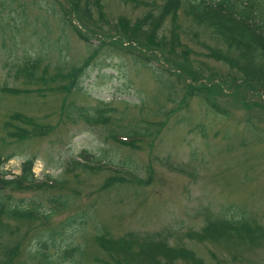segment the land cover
<instances>
[{
	"label": "rangeland",
	"instance_id": "1",
	"mask_svg": "<svg viewBox=\"0 0 264 264\" xmlns=\"http://www.w3.org/2000/svg\"><path fill=\"white\" fill-rule=\"evenodd\" d=\"M51 2L0 0V156L10 157L1 170L6 179H12L20 174L22 162L32 159L30 171L35 183L63 182L61 189L0 192L4 201L20 207L54 210L46 225L38 220L2 218L8 230L0 237V244L9 248L17 243L18 248L5 263L6 251L1 250L0 264H35L39 261L36 240L42 239L48 229L55 230L59 249H80L81 253L74 255L77 264H100L107 258L93 240L98 231L113 238L129 231L167 233L168 245L192 250L202 264H264V241L258 246H242L186 238V232L201 229L206 213L228 218L243 214L249 224L264 225L261 90L237 87L242 75L210 55L208 48L215 47L213 41L191 23L182 3L175 20L178 28L173 32L186 51L179 55L181 48L176 46L175 57L144 45L146 37L142 33L146 27L139 26L137 31L139 19L148 11L154 14L159 1L99 0L97 6L82 0L79 6L90 17L88 24L78 22L67 3L64 6L69 14L63 16L68 28L60 23V10L55 17L46 11ZM71 27L93 45L112 43L116 50L101 49L79 76V93L66 94L58 88H67V81L55 80V73L64 76L91 51ZM155 35L165 47L172 46L168 19ZM36 56L42 59L36 77L43 83L29 84L17 68ZM159 64L170 75H154L152 68ZM182 67L201 80L218 78L213 82L221 88V94L215 102L227 111L226 117L215 115L198 97L185 93ZM196 86L189 83L190 89ZM227 86L231 90H225ZM35 89L39 93H34ZM22 90L32 92L19 93ZM99 102L111 109L103 116L108 117L105 125H90L78 117V109L103 107ZM13 115L31 118L51 129L41 136L15 139L6 135L5 122L17 129L28 127L9 120ZM143 127H149L151 135L133 148L107 138L109 131L131 134L141 132ZM84 153L107 167L85 173L72 164ZM123 162H129L130 167L112 165ZM124 170L141 182L116 183L100 190L103 185L107 187V179L124 174ZM56 194L67 196L61 208L50 201ZM80 211L84 217H76V224L67 228L62 220ZM44 249L46 255L59 254L54 247ZM56 257L65 258L61 264H75L74 257Z\"/></svg>",
	"mask_w": 264,
	"mask_h": 264
},
{
	"label": "trees",
	"instance_id": "2",
	"mask_svg": "<svg viewBox=\"0 0 264 264\" xmlns=\"http://www.w3.org/2000/svg\"><path fill=\"white\" fill-rule=\"evenodd\" d=\"M82 0H52L50 6H48L47 12H50L54 17L58 16L57 11H61L62 19L61 24L63 27L68 28L65 17L69 14L64 4H69L73 13L76 14L78 22L90 23V17L87 13L81 10L79 2ZM84 3L88 2L98 6L99 0H83ZM131 1V0H124ZM159 1L158 7L155 13L146 12L142 19H139L137 25V31L139 26L146 27V31L142 34L145 35L144 45H150L154 48L165 50L167 54L175 55L174 48L180 47L179 55L185 53V48L178 44L177 36L173 32L178 28L176 25L177 13L181 10V3L186 8L185 14L191 20V23L200 28L209 38L213 41L215 47L208 48L210 55L216 59L223 61L225 64L235 68L242 76L239 77V85L247 90H261L264 96V20L262 14H264V0H151V2ZM259 3V5L257 4ZM53 6L58 7L53 9ZM87 12V11H86ZM64 15V16H63ZM168 19L170 24V42L171 47H165L161 38H157L155 33L161 27V24ZM70 27V26H69ZM74 33L79 39L84 41L88 48L91 49L90 53L86 56L83 62L74 68H71L64 76H60L59 73H55V80L64 79L67 81V88H58L60 91H65L66 94L71 92L79 93L80 86L79 76L83 73L90 63V61L98 54V52L105 48L110 50H116V47L111 43H96L87 41L86 38L79 35L77 30L71 27ZM175 31V30H174ZM139 33V31H138ZM81 37V38H80ZM108 41V40H107ZM209 55V56H210ZM39 57H34L23 61L22 65L17 68V72L25 77L29 84L43 83L41 77H36V72L40 66ZM46 66H44L45 68ZM154 75L156 72L161 74L170 75L167 68L156 66L152 68ZM43 72V70H42ZM183 84L185 85V93L191 95V97H198L206 108L215 115L226 117L227 111L221 109L215 102L217 97L221 94V88L215 87L214 79L201 80L199 76L189 73L187 69L183 67L180 70ZM202 77V76H201ZM222 83L221 80H218ZM163 81L161 80V83ZM189 83H197L196 88L190 89ZM191 87V86H190ZM225 90H231V86H227ZM8 89H5L7 91ZM51 90V89H50ZM57 90V89H56ZM39 89L33 90L34 93H39ZM19 91H16L17 93ZM31 90H22L19 93L29 94ZM103 107H94V109L80 110L78 117L85 123L90 125H105L108 122V117H103L104 114L111 111L105 103L99 102ZM90 113V114H89ZM11 121H18L25 128H14L10 122L3 124L6 129V135H12L15 139H25L29 136H41L47 133L51 128L46 125H39L33 119L27 118L21 115H13L9 118ZM8 128H13L15 131H7ZM149 127H143L141 132L129 133H117L108 132L107 138L115 142L116 144L128 148H133L134 144L141 139L149 138L151 133ZM115 133V132H114ZM80 161H73L72 164L85 173H92L100 171L107 167V164L102 163L99 159L84 153L80 155ZM9 156H0V192L3 189H9L13 191H20L25 189H61L60 186L63 182L56 180H47V182L35 183V179L30 171L32 167V159L25 160L20 166V174L12 179H6L4 173L1 170V166L9 160ZM89 164V165H88ZM113 166L120 167L121 169H128L130 167L129 162H123L121 164H114ZM106 166V167H105ZM104 167V168H102ZM131 168L135 169V166ZM124 174L116 175L107 179L106 184L101 186L100 190L110 188L116 183H139L138 177L124 170ZM66 195L56 194L52 196V203L59 207L65 203ZM61 208V207H59ZM54 210L49 208L46 211H42L34 206L31 208H23L17 204L4 201L0 195V237L8 230V223L3 220V217L15 218L20 220H38L41 225H46L51 214ZM82 218L83 213L75 212V214L65 217L64 224L67 228L76 224L77 218ZM204 224L199 231L186 232V238L195 241H208L211 243H226L238 245L244 244L258 246L264 241V225L257 223L249 224L243 214L238 218H228L226 216L213 217L209 214L204 215ZM55 230L46 232V235L42 239L36 240L39 243L36 253L39 255V261H35V264H61L65 258L56 257L61 254L66 257H74L81 253L80 249L76 247H66L59 249V246L55 243ZM166 234L161 232L140 234L138 232H126L119 237L113 238L107 236L104 232L98 231L94 235L95 245L98 246L106 255L105 260H100V264H175L178 261L189 262L190 264H202L200 258L196 257L194 252L190 249L177 246L173 247L167 244L165 237ZM7 246V245H6ZM4 244H0V252L4 251V263L9 261L13 254L16 252L18 244L15 243L7 248ZM54 247L59 254L56 256L53 254H47L44 252L47 247ZM4 250V251H1ZM8 254V255H7ZM7 258V259H6ZM35 258V256H33ZM74 262L77 264L76 257ZM3 263V264H4Z\"/></svg>",
	"mask_w": 264,
	"mask_h": 264
}]
</instances>
